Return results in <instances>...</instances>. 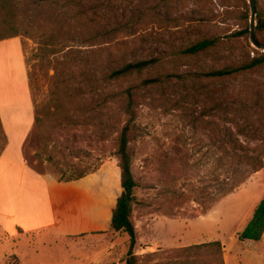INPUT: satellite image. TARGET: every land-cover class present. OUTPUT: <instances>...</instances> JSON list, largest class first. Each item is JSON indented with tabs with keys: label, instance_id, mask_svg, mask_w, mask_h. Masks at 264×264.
Listing matches in <instances>:
<instances>
[{
	"label": "rangeland",
	"instance_id": "rangeland-1",
	"mask_svg": "<svg viewBox=\"0 0 264 264\" xmlns=\"http://www.w3.org/2000/svg\"><path fill=\"white\" fill-rule=\"evenodd\" d=\"M12 1L5 13L14 14V25L22 31L32 98L51 111L56 108L52 97L62 103L52 117L42 114L25 155L37 171L60 180L80 171L94 175L110 201L122 192L116 148L127 119L122 106L129 86L166 72L239 65L256 50L264 52L249 33L238 35L251 28L248 0ZM256 2L257 12L264 10V0ZM208 36L222 38L209 54L171 57L117 81L109 77L127 62L170 53ZM255 80L264 82V70L229 81L138 90L141 133L129 152L137 181L132 220L139 264H210L195 262L181 248L214 240L222 243L225 264H264V235L259 241L239 238L264 199V167L248 176L222 147L220 132L232 123L221 113L204 112ZM234 136L239 137L236 128ZM79 196H68L58 231L0 234V264H126L129 237L96 232L90 215L95 199L77 204Z\"/></svg>",
	"mask_w": 264,
	"mask_h": 264
},
{
	"label": "trees",
	"instance_id": "trees-1",
	"mask_svg": "<svg viewBox=\"0 0 264 264\" xmlns=\"http://www.w3.org/2000/svg\"><path fill=\"white\" fill-rule=\"evenodd\" d=\"M12 0H0V29L4 32L0 34V40L19 37L22 31L14 25V14L5 13L8 6H12ZM10 9V8H9ZM250 34V30L245 29L238 33ZM256 40L264 46V10L258 9ZM222 43V38L203 37L172 50L170 53L153 56L149 58L136 59L127 62L114 69L109 77L115 81L129 77L133 74L143 73L145 70L155 68L171 57L178 58H198L201 55L209 54ZM254 56L239 65H227L221 68H212L208 71H194L186 73L166 72L153 77L143 79L138 84L129 86L126 90L127 100L123 104V111L127 116L125 123L119 133L117 140L116 155L119 159L121 171L122 192L117 199L116 207L113 211L111 230L123 232L129 237V249L127 252L126 264H139V255L134 251L137 244L138 234L136 226L132 220L133 204L136 200L135 189L137 181L132 170V156L129 152L130 143L141 133L137 124V99L138 90L147 91L160 86H165L178 82H196L205 80L210 82L229 81L243 76L259 73L264 70V52L256 50ZM245 95L244 100H238L240 106H236V99ZM244 97V96H243ZM247 97V98H246ZM243 99V98H242ZM34 101V100H33ZM51 103L55 110L51 111L49 105L36 104V124L43 121L42 114L52 117V113L60 110L62 103L59 97H52ZM206 115H216L221 113L223 119L229 123L221 130L223 136L222 147L227 150L230 157L237 158V162L247 169L249 174L258 172L264 167V82L254 81L253 86L246 85L239 92L232 91L217 103L205 109ZM42 115V116H41ZM194 115V114H193ZM193 121H197L198 116L194 115ZM212 124V122H210ZM216 125V124H215ZM234 128L237 135L234 136ZM234 143V144H233ZM8 144L6 132L0 118V157ZM230 145L234 146L233 153L229 151ZM88 172L80 171L74 176H68L66 181L84 177ZM264 235V199L256 206L250 221L239 233L241 240L259 241ZM188 256H195V262H208L210 264H225L223 257V246L220 240L193 244L181 248Z\"/></svg>",
	"mask_w": 264,
	"mask_h": 264
},
{
	"label": "crops",
	"instance_id": "crops-1",
	"mask_svg": "<svg viewBox=\"0 0 264 264\" xmlns=\"http://www.w3.org/2000/svg\"><path fill=\"white\" fill-rule=\"evenodd\" d=\"M0 118L8 139L0 157V234L14 236L57 229L60 212L74 193L80 194L77 204L89 196L95 199L90 204V215L98 225L95 231H110L121 193L110 201L94 175L60 180L37 171L25 155L26 141L36 125V110L19 37L0 40ZM143 251L147 250L142 248Z\"/></svg>",
	"mask_w": 264,
	"mask_h": 264
},
{
	"label": "water",
	"instance_id": "water-1",
	"mask_svg": "<svg viewBox=\"0 0 264 264\" xmlns=\"http://www.w3.org/2000/svg\"><path fill=\"white\" fill-rule=\"evenodd\" d=\"M251 7V18H250V39L253 44L257 47L264 48L256 40V27H257V2L256 0H248Z\"/></svg>",
	"mask_w": 264,
	"mask_h": 264
}]
</instances>
